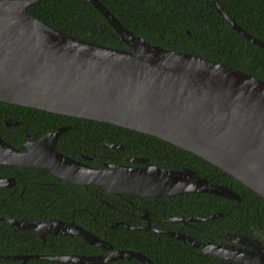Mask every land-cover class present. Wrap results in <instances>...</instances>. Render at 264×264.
I'll return each mask as SVG.
<instances>
[{
  "label": "water",
  "instance_id": "obj_1",
  "mask_svg": "<svg viewBox=\"0 0 264 264\" xmlns=\"http://www.w3.org/2000/svg\"><path fill=\"white\" fill-rule=\"evenodd\" d=\"M40 1L0 0V102L154 136L210 162L264 198V81L219 62L153 45L126 29L100 0L86 1L107 19L120 41L131 50L74 38L31 13L30 7ZM213 3L237 33L264 49V42L243 30L217 0ZM6 125L18 126L19 122L8 119ZM65 130H54L41 141L31 143L26 152L0 137V165L46 168L78 186L100 187L119 197L167 198L207 193L241 201L231 189L213 184L189 168L145 165L144 158L130 160L135 165L145 163L144 167H88L56 150ZM107 146L123 149L117 144ZM202 220L196 217L188 221ZM37 230L43 235L68 234L93 245L102 243L74 223H40ZM156 232L189 241L193 247L203 248L205 255L220 260L264 264V256L254 252L233 254L226 247L201 245L179 233ZM20 258L26 264L27 257ZM36 258L77 264H105L124 258L154 264L133 251L92 258Z\"/></svg>",
  "mask_w": 264,
  "mask_h": 264
},
{
  "label": "trees",
  "instance_id": "obj_2",
  "mask_svg": "<svg viewBox=\"0 0 264 264\" xmlns=\"http://www.w3.org/2000/svg\"><path fill=\"white\" fill-rule=\"evenodd\" d=\"M100 1L126 29L144 37L153 45L219 62L264 81V49L237 33L217 11L213 0ZM217 1L243 30L264 42V0ZM29 10L46 25L74 38L100 46L131 50L120 41L107 19L85 0H43L31 6ZM8 119L19 122L18 126L10 127L17 132L6 133ZM59 127H68L60 135L57 144V149L64 154H69L68 150H72L69 146L75 147L77 152L92 157L94 163L91 164L96 167L102 166L103 163L131 165L128 159L144 158L148 164L154 166L172 170L189 168L211 183L231 189L240 196L241 201L207 193L167 198H140L129 195L119 197L108 194L100 187L85 188L67 183L76 189L71 197H66V200L72 202L71 209L74 211L65 215V210H62L59 215H53V218L74 219L88 231L101 236L105 230L100 224H106V216L111 218L110 213L113 211L106 203L114 205L115 201L126 199L149 212L165 211L171 216L209 219L220 214L217 218L198 223L210 226V232L219 235L236 230L249 233L253 227L264 226V198L233 176L191 152L154 136L111 124L0 102V136L14 148L23 149V144L28 139L25 130L36 140L44 133ZM107 144L121 145L123 149H112ZM66 200L64 198L63 201L67 202ZM14 202L8 209V217L22 218L21 200ZM107 224L110 225L108 222ZM214 229L218 231H213ZM107 239L114 244L115 249L140 252L156 264H237L212 257H198L195 253H183L180 249L183 245H164V241L170 242L165 236L158 237L152 232L131 230L122 226L109 230ZM76 241L81 244H76L74 254L89 256L99 252L98 248L87 245L78 238ZM34 251L52 253L51 249L42 251L36 248ZM166 258L167 263L164 262ZM110 264L142 263L137 260H118Z\"/></svg>",
  "mask_w": 264,
  "mask_h": 264
},
{
  "label": "flooded vegetation",
  "instance_id": "obj_3",
  "mask_svg": "<svg viewBox=\"0 0 264 264\" xmlns=\"http://www.w3.org/2000/svg\"><path fill=\"white\" fill-rule=\"evenodd\" d=\"M43 1V0H42ZM86 1V0H85ZM41 2V1H40ZM33 6V5H32ZM6 133L11 134L17 132L16 130L10 129L6 125ZM60 128V127H59ZM58 128V129H59ZM66 130L68 127H64ZM57 129V128H56ZM65 130V131H66ZM54 131V130H53ZM47 132L41 135L38 139H33L25 130V135L28 139L23 144V149H18L19 151L26 152L28 146L31 143H35L44 139L49 133ZM1 137V136H0ZM3 139V138H2ZM4 140V139H3ZM7 144L8 142L4 140ZM58 144V141H57ZM11 145V144H10ZM72 150H68L69 154H64L57 149L56 150L66 156L81 164L87 165L92 168H103L108 165V163H103L102 166L96 167L92 165L94 163L93 158L77 152L75 147L69 146ZM17 149V148H15ZM132 159L127 161L134 166L144 167L146 164L135 165L130 162ZM92 163V164H91ZM115 165V164H113ZM124 165V164H117ZM64 182H62V181ZM67 183L69 181L63 180L55 175H53L49 169H29L22 167H14L11 165H0V264H23L24 259L20 258L26 256V264L42 262H50L53 264H77L70 263L66 261H53L48 259H38L36 257H46L52 256L55 258H69V257H103L109 256L112 252H120L125 250L115 249L114 244L110 243L107 239L109 236V230H115L122 226L126 229L152 232L156 236H165L170 240L164 241L165 245H177L181 246L183 253H195L198 257H211L205 255L203 248H195L189 241H183L182 239H177L176 237L169 236L167 233H157L156 230L167 231L171 233H179L183 236L189 237L191 240L199 243L201 245H216L221 247H226L233 254L237 251H249L254 252L259 255L264 256V226L259 225L257 228H251L249 233L239 232L238 230L233 232H226L225 234H215L210 232V226H205L202 223L209 219H203L202 221L193 222L188 221L190 218L184 216H171L165 211H152L149 212L145 208L138 206L136 203L127 201L126 199L115 201L114 205L106 203L107 206H111L113 211L110 213L111 218L107 215L105 222L106 224H100L102 229V235H96L102 243L100 245H93L88 243L86 240L68 234H51L47 233L43 235L37 230V224H52L56 221H62L64 223L75 225L87 230L82 227L74 219H58L53 218V215H59L62 210H65V215L70 213L72 210V202L66 200V197L74 194L76 189ZM74 184V183H71ZM76 185V184H75ZM87 188V187H85ZM122 197V196H121ZM67 201L64 202L63 200ZM17 199L21 200V215L22 218L8 217V209L11 207L12 203H15ZM104 202V201H103ZM68 204V205H66ZM47 215V216H45ZM69 218V217H67ZM73 218V217H72ZM196 218V217H191ZM198 218V217H197ZM201 218V217H200ZM187 220V222L185 221ZM110 223L109 224H107ZM37 223V224H34ZM43 228V227H41ZM88 231V230H87ZM213 231H218L214 229ZM76 238L84 241L87 245L94 246L98 248L99 252L97 254L84 256L81 254H74L73 250L76 244H81L76 241ZM68 239L67 241H64ZM175 240V241H171ZM53 242V245H51ZM110 247L112 249H110ZM189 247V248H188ZM39 248L42 251L46 249H51L52 253L49 252H35L34 250ZM190 249V251H189ZM34 251V252H33ZM136 252V251H133ZM161 252V250H160ZM142 254L140 252H136ZM143 255V254H142ZM32 256V257H30ZM146 256V255H144ZM147 257V256H146ZM148 258V257H147ZM219 259L216 257H212ZM152 263L156 264L150 258H148ZM118 260H129V259H112L105 264H110ZM136 260V259H131ZM129 260V261H131ZM138 261V260H137ZM227 261V260H226ZM140 262V261H139ZM165 263L168 262L166 258ZM230 262V261H228ZM141 263V262H140ZM235 263V262H233ZM238 264V263H237Z\"/></svg>",
  "mask_w": 264,
  "mask_h": 264
}]
</instances>
